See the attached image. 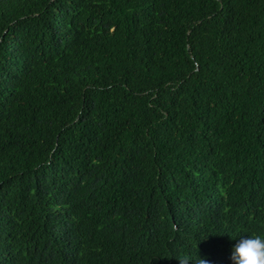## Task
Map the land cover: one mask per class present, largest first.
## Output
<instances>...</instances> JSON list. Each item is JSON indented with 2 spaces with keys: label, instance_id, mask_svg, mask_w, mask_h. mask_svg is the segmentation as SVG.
I'll return each mask as SVG.
<instances>
[{
  "label": "trees",
  "instance_id": "obj_1",
  "mask_svg": "<svg viewBox=\"0 0 264 264\" xmlns=\"http://www.w3.org/2000/svg\"><path fill=\"white\" fill-rule=\"evenodd\" d=\"M264 236V0H0V264H232Z\"/></svg>",
  "mask_w": 264,
  "mask_h": 264
},
{
  "label": "clouds",
  "instance_id": "obj_2",
  "mask_svg": "<svg viewBox=\"0 0 264 264\" xmlns=\"http://www.w3.org/2000/svg\"><path fill=\"white\" fill-rule=\"evenodd\" d=\"M229 259L232 264H264V236L257 234L237 240ZM177 260L179 264H209L200 255L195 258L185 255Z\"/></svg>",
  "mask_w": 264,
  "mask_h": 264
}]
</instances>
